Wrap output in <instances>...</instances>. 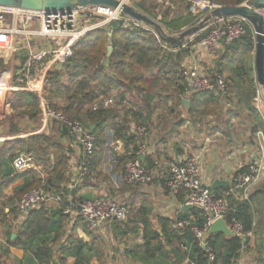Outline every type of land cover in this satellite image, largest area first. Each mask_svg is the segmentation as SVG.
<instances>
[{"label":"trees","instance_id":"1","mask_svg":"<svg viewBox=\"0 0 264 264\" xmlns=\"http://www.w3.org/2000/svg\"><path fill=\"white\" fill-rule=\"evenodd\" d=\"M209 1L218 5L231 6L248 2L253 7L264 11V0ZM171 2V6L163 12L161 21L168 32L180 33L195 26L198 19L191 11L192 5L189 0L186 1L185 10L178 15H171V12L175 10L174 2ZM135 6L153 18H156L160 11H158L159 5L155 0H137ZM155 28L161 32V37H157L155 33L150 32L146 26L126 30L123 29L121 21H113L109 29L95 30L83 36L74 46L73 55L65 61L61 68H55L48 73L49 84L46 86V96L51 100V105L53 107L58 105V107H55L57 110L63 111L69 118L78 120L89 128L92 125L95 126L92 130L96 135V151L98 145H104V140L105 146H107L108 130L114 132L115 138L124 140L127 151L130 152L116 156L117 165L115 167L118 168L119 172L124 170L125 163L132 159L138 150L131 122L145 123L143 120L145 108L132 109V107L127 108L123 104V100L128 95L134 94L136 91L142 92L147 101L145 105L149 107L155 100L151 89H154L158 84H168L171 95L164 102L165 105L173 106L172 109L184 110L192 117L194 124L201 122L205 117L220 115L225 109L222 98L209 91L189 94L190 106H184L182 97L187 94L189 83L183 75L182 68L188 50L181 46L174 47L167 44L162 38L165 34L158 27ZM246 28V34L240 39L230 45H223L224 60L216 64L215 68L212 69L213 74L211 76L216 78L218 74L228 73L226 77L232 94L230 98L234 104L233 108L227 109L226 114L230 118L229 120L231 121L235 117L238 118L241 112L246 110L252 114L253 129L264 131L260 114L253 106V99L258 94L255 68V34L248 23H246ZM203 35L204 33L201 34V37ZM109 45L114 48L110 56L108 55ZM165 45H168V48H165ZM176 48H178V52H174ZM8 59V56L1 55L0 64L2 65ZM20 59L25 60L22 56ZM14 69L16 70L15 66ZM151 69H155L156 74L153 77H147L146 72ZM115 93L118 94L119 104L94 109V103L100 99L111 97ZM17 94L19 98L15 99L14 105L26 106V111L31 119H37L40 109L39 96L30 91H21ZM54 95L63 98L64 103L57 104ZM122 109L125 110L124 113L121 112ZM164 118H166L165 114L161 116L158 123H163ZM20 129L16 122L11 121L10 133H17ZM61 132L62 138L68 134L66 129ZM100 133H104L105 136ZM18 150L32 153L38 164L46 166L48 176L45 182L37 177L34 169L18 173L10 166L9 163L13 161ZM66 150L67 147L61 138L55 140L47 133L25 139L5 141L0 149V195L4 193L10 184L18 180H23L24 185L20 190H15L12 197H20L25 192L41 184H45L48 190L62 192L63 187L60 186V183L68 178L69 168V156ZM147 161L148 157H145L143 159L144 164L149 168H153L154 163L148 164ZM95 163L94 156L91 164L92 178H105L106 175L102 170H96ZM4 171H6L7 179L2 181L1 177ZM164 186L167 189L165 183ZM225 188L219 187L213 189V191L218 194L219 191ZM178 197L180 200L184 198L182 193L178 194ZM255 201L259 205V210L261 209L264 212L262 197L256 191L252 194L251 202L232 200L230 204L229 215L237 217L244 224L247 231L253 229L256 216ZM190 211L202 222L199 209L192 208ZM11 213L12 216L15 215V211ZM66 218L67 215L63 213L62 209H56L50 215L44 207L34 209L22 225L20 233H17V237L14 240L9 237V240L12 244H17L23 239L32 240L41 234L51 233L54 234L52 241L56 243L65 234ZM8 222H10L8 212L3 208L0 211V224L5 226ZM170 222V220L163 219V228L159 232L148 229L147 221L144 219L143 231L140 233L138 226L129 221V231H134L135 234L140 235L143 241L128 250L131 257L144 264H153L157 252H161L163 248V241L172 245L174 251H179L180 254L183 250L184 255L189 257L195 264H232V259L239 255L242 247L241 239L234 236L229 238L223 236V239L218 242L217 237L221 233H216L209 236L210 244L216 256L215 260H210L203 249L198 246L194 235L189 230L179 235L170 230ZM260 224L263 226L262 221ZM41 241L42 245L37 250L39 257L47 258L48 261L53 259L54 249L49 243L50 239L44 237ZM67 242V245H63L62 251L75 257L73 264H89L94 256H98L89 243L78 237L69 236ZM184 246L188 249L185 250ZM261 249L263 248L261 247ZM259 251V260L264 264V254L262 250ZM65 261L66 256H61L58 257V263L56 264H66Z\"/></svg>","mask_w":264,"mask_h":264},{"label":"built area","instance_id":"2","mask_svg":"<svg viewBox=\"0 0 264 264\" xmlns=\"http://www.w3.org/2000/svg\"><path fill=\"white\" fill-rule=\"evenodd\" d=\"M136 1L120 0L121 4L130 5L134 10L148 15L135 6ZM155 1L164 7L171 6L170 0ZM189 1L193 3L191 6L193 13L196 10L213 9L218 5L209 0ZM158 14L161 16V11ZM149 17L156 22V26L147 25L126 14L121 6L76 5L70 10L48 13L44 10L0 4V39L6 40L0 43V46H5V50L0 54L11 57L14 53H18V56L25 58L24 61L20 60L17 63L14 84L7 82V76L6 81L0 85V91L11 89L12 91L23 90L36 93L40 98V116L43 124L47 125L48 121L57 122L61 131L63 129L68 131L66 137L72 138L80 148L77 173L64 191H51L45 184H41L18 198L12 197L13 205L21 214L41 207L48 212L62 209L68 220L80 221L90 231L110 227L115 222L121 224L127 222L129 207L125 202L115 199L101 186L86 187L87 181L91 180L93 174L91 164L96 151V135L92 128L69 118L63 111L57 110L48 102L45 93L49 78L45 68L48 62L62 66L73 55L74 46L83 36L95 30L109 29L113 21H121L123 29L126 30L146 26L150 32L161 37V32L155 28L158 27L165 36L171 35L159 19ZM244 23H247V20L242 17L209 19L198 31V36L196 33L190 36L189 42H192L190 47L188 43L186 44L187 38L183 41L180 46L187 49L192 56L189 62L183 63L182 68L183 75L189 83L188 95L205 91L214 92L222 98L226 109L233 108L227 77L218 74L216 78H213L210 73L206 72L199 61L197 51L199 47H204L208 53L214 54L221 44L230 45L246 34ZM201 33L204 35L197 40ZM41 39H44V42H41ZM166 43L170 44L167 41ZM165 48H168V45H165ZM174 52H178V48L174 49ZM258 95L260 97V94ZM256 97L254 100L257 99ZM119 103L118 94L115 93L111 97L100 99L94 103L93 107L94 109L107 108ZM123 104L127 108L131 105L129 95L123 100ZM121 111L124 113V109ZM186 121L188 124L192 122L189 117ZM131 128L136 136L138 150L135 156L125 163L124 170L115 174V186L118 189L122 186H146L152 185L158 178L162 179L169 192L174 195L183 194L186 206L201 211L202 222L195 215L172 219L169 226L172 232L182 235L189 230L208 258L215 260V252L209 241L211 235L209 229L214 221L223 218L234 237L242 240L239 255L232 259V264H237L241 258H244L246 252L254 255L251 241L255 236L256 220L253 222V229L247 231L244 224L237 217L230 216L229 213L232 200L251 202L253 192L264 182V131L253 129L257 146L262 150L258 153L259 157L228 172L226 180L229 184L217 194L212 186L205 183L199 176L197 159L194 156L171 160L163 169L147 167L143 162L145 150L143 140L148 134V124L132 121ZM107 136L110 138V143L114 144V132L109 131ZM5 139L6 137L1 136L0 142ZM13 166L16 172L21 173L37 168V161L32 153L19 151L13 159ZM89 191L95 196L94 200L82 197L81 192ZM184 248L188 249L186 246ZM56 263H58V258H53L49 264ZM185 264L195 263L187 257Z\"/></svg>","mask_w":264,"mask_h":264},{"label":"crops","instance_id":"3","mask_svg":"<svg viewBox=\"0 0 264 264\" xmlns=\"http://www.w3.org/2000/svg\"><path fill=\"white\" fill-rule=\"evenodd\" d=\"M181 1L186 2L187 0ZM244 3L249 4L248 2ZM174 7L177 9V6L174 5ZM201 34L198 38H201ZM197 52L202 67L206 70H210V74H213L212 69L215 68L216 64L224 60L222 44L214 54L208 53L204 47H199ZM191 58L192 56H190L188 51V53L185 55L184 62H189ZM55 68H61V66L48 62L45 71L49 73ZM15 71L16 70L14 68L8 71L7 82L11 85H13L15 82ZM227 74L228 73L226 72L223 75L226 76ZM10 97H12L10 104L2 109L3 115L0 116V121L3 120L1 123L14 121L21 129L17 133L9 132L11 136H6L7 138L5 141L25 139L44 133L42 131L48 129L47 125L43 124L37 132H30L32 119L26 111V106L14 105L15 99L19 98L17 93L13 94V92H11ZM184 99H189V95L186 94L183 96L182 102ZM62 103H64V100L60 101L58 104ZM17 107L21 108L22 114H11L13 108L18 109ZM180 108L182 109V107ZM226 113L227 109L225 108L223 112L220 113V115L208 116L210 120L207 118L204 119L208 121H218L219 123L215 124L218 126V128L212 130V132L208 131L206 133H202L198 132L195 128L198 126V124H194L193 122L188 124L186 120L179 123L178 121L171 119L173 116L171 113L169 115L166 114L167 116L164 119L165 121H163L164 124H159L156 120V110L154 108V104L152 103L151 106H147L144 109L143 120L146 124H148V134L144 137L145 150L143 159L148 157V164L154 163L153 168L163 169L166 163L171 160L182 159L187 156H194L197 159V169L199 176L205 183L212 186L214 180L216 179L226 180V175L228 172L238 168L242 164H246L250 160L257 159V157H259L258 153L261 150V148L257 146V141L252 128V121L250 122L251 127L249 131L243 128H236L234 130L233 124L237 122V120H240V117H235L230 121ZM182 114L183 119H187L188 117L191 118L184 110L182 111ZM226 120L232 123L231 128H228V126H226L227 124L224 125ZM199 123V125H201V122ZM46 133L49 134V131L47 130ZM61 133L62 132L60 131L58 138L63 140V143L67 147L66 151L69 156L68 178L60 183V186L63 187L62 189L65 190L67 185L77 173L80 148L75 144L72 138L68 139L66 136H63L62 138ZM197 135L200 137L202 135L205 140L202 142L200 141L199 144H192V141H189V138H192L193 140ZM224 137L226 139L225 141L222 140ZM250 137L254 140V142L249 141ZM5 141L0 142V149L3 147ZM114 144L115 149L121 151V154L130 152L127 151V146L123 139L115 138ZM18 152L19 150L17 153ZM9 164L12 168H14L13 161H10ZM116 165L117 163L115 161L113 167ZM105 168H109L108 161L105 162ZM34 170L37 177L45 182L48 176L46 166H44V164L37 163V168L35 167ZM5 174L6 171H4L1 177L2 181L7 179ZM96 180L97 179L93 178L92 180H88L86 187L88 186L94 188L95 186H101L106 192V179L99 181ZM23 185V180L13 182L4 191V193L0 195V200L3 204L1 206L0 203V211L4 208V210L8 212V217L10 218V222H8L7 225L4 226L0 224V262L3 260V264H49L52 259L48 261L47 258L39 257L37 253L38 248L42 245L41 240L44 237H48L50 239L49 243L54 249L53 258L66 256L65 263L73 264L75 257L72 255H67V253L62 251L63 245H67L68 243L67 237L69 236L82 239L84 242L89 243L97 252L98 256H94L89 264H144L143 262L131 257V255L128 253V250L143 242L140 235L135 234L134 231H129V221H132L138 226L140 233L143 231L144 219L147 221L148 229L160 232L163 228V219L171 221L176 217H188L194 215L190 211L192 208H186V205L184 204V198L183 200H180L178 195H174L169 192V190L164 186V181L158 178L152 185L122 186L120 189H123L125 195L124 197H114L113 194H110L115 199L125 202L129 207L128 220L124 224L115 222L110 227L106 226L95 231H90L82 222H73L66 218L65 234L56 243H53L52 241L54 234L49 233L41 234L32 240L23 239L17 244H12L9 240V237L11 240H14L17 237V233H20L22 225L28 219L31 212L30 211L21 214L13 205L14 199H9L13 196L14 191L20 190ZM114 187L115 189H118L115 184ZM81 194L84 193L81 192ZM51 209L52 208L50 207V210ZM12 211H15L14 216H12ZM48 213L49 215L52 214L51 211ZM154 242L156 241L154 240ZM182 253L180 254L179 251H174L172 245L163 241V248L161 252H157L155 259L153 260V264H185L187 256ZM251 256V254L246 252L244 258H241L237 264H258Z\"/></svg>","mask_w":264,"mask_h":264},{"label":"rangeland","instance_id":"4","mask_svg":"<svg viewBox=\"0 0 264 264\" xmlns=\"http://www.w3.org/2000/svg\"><path fill=\"white\" fill-rule=\"evenodd\" d=\"M170 1H173L174 5L177 6V9L173 10L171 12L172 13L171 15L180 14L181 12H183L185 10V8L187 6V2H184V1H181V0L180 1L179 0H175V1L174 0H170ZM189 2L193 6V3L191 1H189ZM158 7H159V9L161 11V16H160V14H157L155 19H159L160 22H161L162 18H163V12L166 11L168 6L164 7L163 5H159ZM210 10L211 9H209V8H206V9H204L202 11L196 10V12H194V15H196V18L198 19V21H197V23L195 25H199L201 23V21L206 17V15L209 13ZM260 11H262V9ZM262 12H264V11H262ZM247 23L250 25V23L248 21H247ZM244 26L246 28V23H244ZM198 31H200V30H198ZM198 31L195 32V33L197 34ZM246 31H247V28H246ZM170 34L171 35H176V34H179V33H170ZM191 35L186 37L187 38L186 44L188 43L187 45L189 47L192 44V42H189ZM197 36H198V34H197ZM198 39L199 38H197V40ZM3 41L6 42V40L0 39V43H3ZM41 42H44V39H41ZM0 47H1L0 48V53H2L5 50V46L2 45ZM0 56H1V54H0ZM8 57H9L8 61L3 62L2 65L0 64V85H2V82L6 81V78L8 76V71L13 69L14 66L17 67L16 64L21 60L20 57H18V53H14V55H12L11 57L10 56H8ZM204 70L206 72L210 73V70H206L205 68H204ZM155 74H156V70L155 69H151V70H148L146 72V76L147 77H153ZM168 86H169L168 84L167 85L158 84L157 86L154 87V89H151L152 90L151 93H153V97L155 98L153 104H154V108L156 110V116H157L156 120L159 121L163 114H165V115L168 114L169 115L170 113H173V116L171 118L172 120L178 121L179 123H180V121L184 122L186 119H183L182 110L180 111L179 109H172L173 106H166L165 103H164L166 101V99L169 98L170 95H171V90H170V88ZM0 92H1V94H0V116H2L3 115L2 109H4L5 107H7L10 104V101H11V98H12V97H10L11 96V92H13V94L19 93V92L18 91H12L11 89H8V90L5 89V90H2ZM258 94H259V89H258ZM258 94H257V97H256L257 99L256 100L253 99V106L257 109V111L260 114L261 120L263 122L262 127L264 129V100H261V98L258 97L259 96ZM45 95H46V93H45ZM129 96H130V99H131V105L128 108L132 107V109H138V108H141V107L142 108H146L147 107V105H145V103L147 101L145 99L144 94H142V92L136 91L134 94H130ZM14 98H15V96H14ZM45 98L51 104V102H50L51 100H49L47 98V96ZM54 98H55V102L57 104L60 103V101L63 100V98H60V97H58L56 95H54ZM39 107H40V109H39V112H38V115H37L38 116L37 119H35V120L32 119L31 120L30 132H37L43 125V121H42L41 116H40V113H41V105L40 104H39ZM54 107H58V105H55ZM17 108L18 109L13 108V111L11 112V114L12 113L22 114L21 108L20 107H17ZM239 117H240V120H237V122H235L233 124L234 130L236 128H243V129H246V130L249 131L250 127H251L250 126V124H251L250 122L252 121L251 120L252 114L249 113L248 111L244 110L243 112H241ZM206 118L208 120H210V118H208V117H205L204 119H206ZM190 119L192 120V117ZM204 119L201 121V125H199L200 123H196V124H198V126H196L195 128H196V130L198 132H202V133H206L208 131L212 132V130L218 128V126L215 125V124L219 123L218 121L217 122L216 121H212V120L208 121V120H204ZM2 121L3 120L0 121V135L3 136V137L11 136V134H9L10 131H9V128H8L10 126L11 122H8V123L7 122H3V123H1ZM163 124H164V122H163ZM231 124H232L231 122L226 120L224 125L228 126V128H231V126H232ZM47 127H48L47 130L49 131V135H51L53 138H55V140H58V134L61 131V128L58 125V123L54 122V121H48L47 122ZM26 128L29 129L28 127H26ZM47 130L42 131V132L46 133ZM107 133H109V130L107 131ZM20 134H22V133H20ZM41 134H43V133H41ZM100 134L102 136L103 135L105 136L104 133H100ZM202 135H201V137L199 135L195 136L193 140H192V138H189V141H192L191 142L192 144H197V143L199 144L200 141L202 142V141L205 140V138L202 137ZM103 139H104V137H103ZM222 140L225 141L226 140L225 137L222 138ZM107 141H108L107 142V146H105V144H106L105 140H104V145L103 146H99L98 145V148H97V151H96V155H95L96 170H98V169L102 170L105 173L106 176H105V178H102V177L101 178H97L96 181H99V180H102V179H106V181H107L106 184H105L106 192L109 193V194H113L114 197H124L125 195H124L123 189H115V187H114L115 174L118 173L119 171H118V168L113 167V164L116 161V155H123V154H121V151H118V150L115 149V145L110 143V138H108V136H107ZM249 141L250 142H254V140L251 137L249 138ZM261 151L262 150H260V153H261ZM118 153H120V154H118ZM105 161H108V167H109L108 169L105 168ZM94 171H95V168H94ZM255 191H256V193L260 194V196L262 197V202L264 203V182L261 185H259L256 188ZM18 197H15V198H18ZM0 203H1V206H2L3 204H2L1 200H0ZM255 203H256V201H255ZM4 207H5V204H4ZM255 220H256L255 236H254V238L251 241V244L253 245L254 255H252L251 257L258 264H263L259 260V254H260L259 250H262V252L264 254V212L261 209L259 210V205L257 203H256ZM261 221L263 222V226H261V224H260ZM223 236H225V235L220 234V236L217 237L218 242H220L223 239ZM261 247L263 249H261ZM0 264H3V260L0 262Z\"/></svg>","mask_w":264,"mask_h":264},{"label":"water","instance_id":"5","mask_svg":"<svg viewBox=\"0 0 264 264\" xmlns=\"http://www.w3.org/2000/svg\"><path fill=\"white\" fill-rule=\"evenodd\" d=\"M0 4L19 6L22 8H31L37 10H44L46 12H57L70 10L76 5H88V4H103L112 7L121 6L123 11L132 16L133 18L145 22L147 25L156 26V22L148 15L136 11L132 6L127 4H121L120 0H0ZM226 17H242L245 18L255 34V68L257 77V86L259 91L264 96V12L253 7L250 4L243 3L241 5H217L209 11L206 17L201 21L199 25L187 28L176 35H167L162 37L165 41L169 42L172 46L178 47L183 41L191 34H194L202 28L205 22L209 19L215 18H226ZM111 35V33H110ZM113 46L109 45L108 55L110 56L113 52ZM183 103L185 106H190V100L184 99ZM94 128V125L91 126ZM229 184L228 180L216 179L212 184V188L216 189L219 187H227ZM82 197L88 200H94L95 196L91 191L82 194ZM186 208H190L186 206ZM211 235L221 233L226 237H233V232L228 228L225 220L219 218L214 221L209 229ZM14 236V235H13Z\"/></svg>","mask_w":264,"mask_h":264},{"label":"bare ground","instance_id":"6","mask_svg":"<svg viewBox=\"0 0 264 264\" xmlns=\"http://www.w3.org/2000/svg\"><path fill=\"white\" fill-rule=\"evenodd\" d=\"M259 94H260L261 100H264V96H263V93L261 92V90L259 91Z\"/></svg>","mask_w":264,"mask_h":264}]
</instances>
